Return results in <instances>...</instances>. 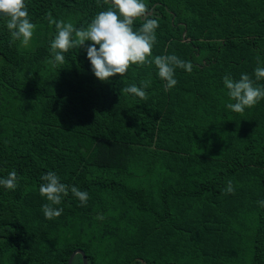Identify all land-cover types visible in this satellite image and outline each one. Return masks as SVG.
Instances as JSON below:
<instances>
[{
	"label": "trees",
	"instance_id": "trees-1",
	"mask_svg": "<svg viewBox=\"0 0 264 264\" xmlns=\"http://www.w3.org/2000/svg\"><path fill=\"white\" fill-rule=\"evenodd\" d=\"M25 2L27 48L0 16V178H19L0 186V264H68L77 249L89 264H264V98L236 113L224 84L248 74L264 88V0H142L159 25L152 63L108 81L91 41L55 62L48 14L87 28L111 4ZM168 55L193 65L172 88L154 63ZM132 85L147 98L122 91ZM49 172L69 186L51 220L39 191Z\"/></svg>",
	"mask_w": 264,
	"mask_h": 264
},
{
	"label": "clouds",
	"instance_id": "clouds-1",
	"mask_svg": "<svg viewBox=\"0 0 264 264\" xmlns=\"http://www.w3.org/2000/svg\"><path fill=\"white\" fill-rule=\"evenodd\" d=\"M111 4L105 11L97 13L87 28H75L72 23L56 21L51 13L48 19L55 24L57 35L51 43V50L55 62L64 63L69 49L82 47L86 41H91L87 47V57L93 66L94 75L101 81L119 74L121 77L131 65H144L152 63L148 58L152 56V48L156 42L155 30L158 28L157 19H148L149 9L142 0H104ZM0 16L6 21V28L11 37V42L21 41L27 45L33 36L35 25L31 22L25 0H0ZM145 18L139 31L133 30L134 20ZM97 45L99 48H97ZM154 63L158 68L159 77L167 82V88L174 87L178 81L174 78L176 68L193 70L191 62H185L176 55L156 56ZM256 80L264 78V68L255 69ZM143 88L148 87L146 81L141 82ZM225 87L229 90V97L235 103H228L226 107L236 113H242L245 108H251L260 99L264 98V88L255 86V82L248 74H241L239 80L234 81L228 76L224 77ZM122 91L132 93L141 99H146V92L136 85L125 87ZM40 194L47 198L49 203L43 205V213L49 220L59 217L63 208L57 209L63 196L69 192V186L60 182V177L55 172H49L41 177ZM19 185V178L15 170L7 177L0 178V186L15 190ZM231 182L226 188L227 193H234ZM71 193L81 203L86 204L89 196L85 191L71 187ZM264 206V201L259 202Z\"/></svg>",
	"mask_w": 264,
	"mask_h": 264
},
{
	"label": "water",
	"instance_id": "water-1",
	"mask_svg": "<svg viewBox=\"0 0 264 264\" xmlns=\"http://www.w3.org/2000/svg\"><path fill=\"white\" fill-rule=\"evenodd\" d=\"M150 14H152V11L150 12ZM144 19H145V18H144ZM77 255H81V256H82V258H83V264H88V260H87V256H86L85 252H84L83 250H80V249L74 251V252L71 254V256H70V258H69V261H68V264H73V261H74V259H75V257H76Z\"/></svg>",
	"mask_w": 264,
	"mask_h": 264
},
{
	"label": "rangeland",
	"instance_id": "rangeland-1",
	"mask_svg": "<svg viewBox=\"0 0 264 264\" xmlns=\"http://www.w3.org/2000/svg\"><path fill=\"white\" fill-rule=\"evenodd\" d=\"M31 40H32V38H31ZM31 40L29 41V43L27 44V45H24L23 44V47H25V48H27L29 45H31ZM77 250H79V249H77ZM81 250V249H80ZM76 251V250H75Z\"/></svg>",
	"mask_w": 264,
	"mask_h": 264
},
{
	"label": "flooded vegetation",
	"instance_id": "flooded-vegetation-1",
	"mask_svg": "<svg viewBox=\"0 0 264 264\" xmlns=\"http://www.w3.org/2000/svg\"><path fill=\"white\" fill-rule=\"evenodd\" d=\"M87 260H88V258H87ZM82 264H83V258H82ZM88 264H89V261H88Z\"/></svg>",
	"mask_w": 264,
	"mask_h": 264
}]
</instances>
